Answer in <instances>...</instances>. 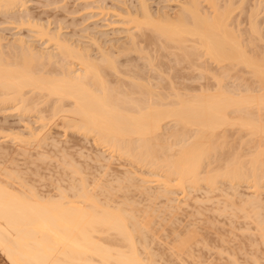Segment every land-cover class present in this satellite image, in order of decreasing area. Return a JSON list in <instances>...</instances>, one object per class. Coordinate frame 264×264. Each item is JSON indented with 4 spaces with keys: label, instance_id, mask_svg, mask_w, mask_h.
<instances>
[{
    "label": "bare ground",
    "instance_id": "bare-ground-1",
    "mask_svg": "<svg viewBox=\"0 0 264 264\" xmlns=\"http://www.w3.org/2000/svg\"><path fill=\"white\" fill-rule=\"evenodd\" d=\"M28 1L30 0H0V15L5 19L9 18V21L14 20L13 23L17 21L16 26H32L35 29L28 26L29 32H33L31 35L37 37L36 39H43L44 46L50 43L48 45L53 49H39L38 46L37 49L32 42L26 41L22 34H18L11 41L7 40L4 45L1 41L4 37L0 34V109L14 108L20 114H25L27 111H33V107H39L43 98L44 101L40 102L42 104L49 99L44 106L45 112L42 108L36 110L37 116L38 111L49 115V121L43 116L44 113H40L37 119L41 122L40 128H29L26 137L20 135V131L18 134L12 131L13 136L8 132L7 136L16 139L15 146L20 143L21 148L17 147L21 149H17L19 153L24 152L23 148L31 141L39 147V143L43 145V142H51L50 132L44 127L53 119L55 124H61L65 130L82 135L86 138L84 140L91 142L96 151L97 147H102L106 155H102L105 153L99 150L92 160V163L98 164L97 174L86 171L89 167L84 172V168H80L81 162L79 167L78 164L75 166V160L74 165L71 164L73 161H66L70 159L68 156V159H64V167L68 166L69 173L75 180L72 181V176L69 177L72 180H69L67 175L64 178L71 182L67 187L64 186L65 188L57 187L56 193L51 196L40 195L35 188H27L18 182L17 169V172L10 171L11 169L3 170L5 176L0 179V253L5 260L9 264H162L166 260L171 262L172 257L174 261L170 264H178L185 256L191 254L196 244L198 248L201 234L195 230L198 225H190L185 219L186 225H181L180 221V225H177V222L172 225L174 222L170 215L175 216V212H178L175 210L179 206L174 205L175 198H172V195L181 193L183 201L179 202H184L186 206V200L191 199H187V196H193V191H204L203 193L208 195L225 185L224 183L227 184V189L219 190L223 193L228 190L224 196L230 195L231 200L238 193L237 188L242 183H246L247 188H250L249 196L241 201L244 203L242 207L235 202L231 205L240 206L239 211L242 213L249 210L247 207L251 208L250 213H245L255 222V230L259 233L257 235L262 237L260 238L264 244L263 213L258 211L261 201H264L260 199L262 196H259L264 187V43H261L262 48L259 47V50L255 43L264 41L256 19L259 10L263 12L264 3L261 4L260 0L257 2V5L261 4L258 5L260 9H257L256 4L252 5L250 25L247 28L249 31L246 29L250 36L245 39L242 33H239L240 30L234 29L231 24L234 21L233 4L245 5L247 0H184L180 3L177 14L170 18L165 15L167 13L160 15L158 12H151L147 0H134L136 3L133 1L135 4L132 6L131 0L129 6L122 0L125 6L121 8L118 5L120 7L117 10L121 12L118 11L120 13L116 15L117 20L120 17V23H126L127 28L132 25L131 29H124L127 33L125 32V41L121 43L122 48L120 43L118 44L121 49L118 48L120 50L117 52L123 53L121 56L125 54L120 62L118 53L115 55L105 48L97 57L92 53V57L84 46L74 45L64 34L62 36L63 32L57 31L60 29L59 24V28L51 32V28L44 27L46 25L33 23L34 20L32 21L29 14L20 15V11L19 15H15L20 8L26 10ZM51 1L54 2L50 0L49 3ZM86 1L88 0H84V4ZM203 1L206 7L205 3L202 5ZM122 2L120 3L123 4ZM87 3L85 8L91 6ZM96 6L102 8V5ZM26 11L28 13V10ZM111 11L113 13L114 10ZM237 26L236 28L239 27ZM133 29H136L135 32ZM137 32H141V38L137 37ZM152 37L160 39L162 44L157 45L158 40ZM142 38L143 42L149 44L156 40V45H153L159 50L165 47V43H173L170 47L175 45L181 51V62L185 63L186 60L189 68L198 72L189 77L204 79L200 90L194 92V88L186 85L177 87L175 79L186 78L181 73L174 75L170 70L173 76H169L167 72L166 78L162 77V73H153L154 70L157 72L156 66L160 62L156 64L157 57H152L153 54L149 57V52L146 53L147 50L143 49L145 47L138 45L140 40L137 39ZM130 52L135 55L133 53V57L131 54L128 56ZM179 54L175 56L176 61ZM134 57L139 60L142 58L144 65L133 63L134 59L136 60ZM213 63L216 65V73L211 76L210 64ZM75 65L78 68L75 69ZM184 67L186 68V65ZM234 67H240V70L249 73L251 81L240 87L241 85L227 80L229 85L232 84V87L227 88L223 86L227 81L224 80V83L222 78L230 74ZM209 75L216 81L217 88L214 86V91L209 88ZM237 76L236 74V78L240 75ZM33 97L35 102L38 98L42 99L34 105ZM44 118L47 123L43 121ZM228 130L230 133L231 130L238 131V136H241L240 132L244 133L247 139L244 136L245 140L242 137L243 140H239L247 144L251 142L252 149L247 153L248 156L245 155V160L241 159L238 153L231 152L225 162L220 164L217 163L220 160L217 154L227 143L226 137L230 135L225 134ZM235 135L234 140L237 139ZM55 144L56 141L54 146L52 145L53 148L56 147ZM38 153L33 162H45L46 153H43L45 156ZM29 155L31 154L25 155V158ZM27 158L28 161L32 160L30 156ZM115 160L121 162L122 167L117 166L120 168L118 171L115 166L118 161ZM60 162L62 163L61 160ZM60 183L63 181H59V185ZM136 189L140 191H134ZM196 193L198 195V192ZM132 195L139 198L133 199ZM230 197L226 200H230ZM224 205L223 212L232 207L227 204L225 209ZM173 209L174 214L171 211ZM174 218L176 221L179 219ZM164 229L169 232L168 234L165 231L164 241L170 240L167 241L166 247H163L161 242V253L167 249L171 256L165 254L169 259L160 263L155 257L160 254V251L156 250L160 245V236L165 238ZM163 255H158L157 258L161 257L163 260ZM191 259L193 260L192 255ZM233 261L230 263L237 264Z\"/></svg>",
    "mask_w": 264,
    "mask_h": 264
},
{
    "label": "rangeland",
    "instance_id": "rangeland-1",
    "mask_svg": "<svg viewBox=\"0 0 264 264\" xmlns=\"http://www.w3.org/2000/svg\"><path fill=\"white\" fill-rule=\"evenodd\" d=\"M49 1L50 0H30V1H28L29 3L27 4L28 8L27 7L25 8L26 10H28V13H27L26 10L24 11V10H22L20 8L21 10L20 9L17 10V12H15L17 14H15V15H19L20 13H21L20 15H22V13H24V15L29 14V17L32 19V21L34 20L33 23L37 22V23H41L42 26L46 25L44 27H46V28L48 27V29L51 28V30H50L51 32H52L53 29L56 31V28L57 27L59 28V26H60V29L57 28L58 29L57 31H59L61 33L63 32L62 36L64 34V37L65 38L67 37V39L69 38L68 39L69 42H71L74 45L77 44V46H80V45H81V47L84 46L83 48L88 49V51L90 52L92 57H93L92 53L94 54V57H97L100 54L101 50H104V48H105V50L107 49V51H109V52L111 50V53H114L115 55L118 53L119 54L118 55L119 58L116 57L115 55L114 56L116 58L120 59V62L125 57L124 56L125 54L123 56H121L123 53H119L117 51H119L122 48V46H123L122 44H123V41H125L124 39H125L126 33H127L126 30L128 28H130V26L132 24L131 25L128 24L130 26L127 28L126 27V25H127L126 23H124V24L120 23V21H119V20H121L120 17L117 20V16L116 15H118V13L121 12L120 10H117V8H119L120 6L122 8L126 4H127V6H129L131 2H132L131 3V6H132L134 2L136 3V1L131 0V2H130V0H127V1L123 0L125 2V5H124V2H122V0H100L101 2H103L102 4H101V2L99 0H93V1L92 0L91 1L88 0V1L85 2V4L88 2L93 7L90 6V7H87V8L84 7V5H85L84 4V0L83 1H81V0H57L56 1V0H54L53 3H52V1L49 3ZM182 1H184V0H147V3H148V6L150 7L151 12H153V13L158 12L160 15L162 13L163 14L167 13L165 15H168L169 18H170L171 16H173V15L175 16L177 14L176 12L179 11L178 8H180V3ZM234 1L235 0H233V2ZM258 1L259 0H255V1L254 0H247V1H245L246 4L244 3L245 5H242L243 3L242 4L239 3V5L235 3L237 8L233 4V6H234V12H233L234 21H233V23L231 22L232 23L231 26L234 29H236V30L238 29V31L240 30L241 32L239 31V33L240 34L242 33L241 35H242L243 38L245 37V39L249 38V36H250V34L247 32V31H249V29H247V28H249V25H250L249 17H251L250 14L252 13V12L250 13V11L252 10V5L256 4L257 9H260V7H258V5H261V4L264 3V0H262L263 2L260 0L259 2L261 4L257 5ZM92 2H94V3H92ZM95 2H97V3H95ZM120 2H122L123 4H121ZM253 2H254V4H253ZM204 3L205 2L203 1L202 5ZM250 3H252V4H250ZM106 4H107V6H106ZM62 5H64V6H62ZM82 5H83V8H82ZM96 5H102V8H101V6L98 8V6H96ZM110 5L113 6V7H111ZM116 5H117V7L115 8ZM118 5H120V6H118ZM240 5H242L241 8H240ZM76 6H78V7H76ZM204 6L206 7V3H205ZM106 7L107 8L109 7V8L107 9ZM66 8L68 9V11L72 10V9H74L75 11L72 10V12L69 11V13H68V11L66 12V10H67ZM103 9H104V11H103ZM156 9H159V10L157 11ZM177 9H178V11H177ZM107 10H109V11H107ZM111 10H114L113 13H112ZM116 10H117V12H116ZM161 10H162V12H160ZM106 11H107V13H106ZM118 11H120V12H118ZM262 11L263 12H261V9L259 10V13H258L259 15L257 14L256 19H257V25H259L258 29L260 28L259 31L264 36V10H263V8H262ZM18 12H20V13H18ZM29 12L31 13V15H30ZM172 18H174V17H172ZM237 18H239V19H237ZM4 19H5V17L0 15V34L2 35V37H4V40H1L4 45H5L6 42L11 41L18 34L19 35L22 34L26 41L28 40V42H32L35 45V47L38 46L39 49L40 48L42 49V47H43V49H47V48L49 50L53 49L51 46L48 45L50 43L46 42L47 44H45V46H44L43 39H40V38L36 39L37 37L34 38L31 35V34H33V32H31V31L29 32V27L33 28L32 26H29V25L26 26L24 24H22L21 26H16L15 22H17V21H15L13 23L14 20H11L12 21V23H11V21H9V18L6 17V19L5 20ZM36 20H38V21H36ZM113 21H114V23L111 24V22H113ZM115 22H117L119 24H117ZM247 22H248V24H247ZM109 23H110V25H109ZM58 24H59V26H58ZM237 24H238L239 27L237 26ZM17 25H19V24H17ZM236 26L238 28H236ZM86 28L88 30H86ZM239 28H242L243 30L239 29ZM33 29H35V28H33ZM124 29H126V30H124ZM246 29H247V31H246ZM133 30L132 31L135 32L136 29H133ZM101 33H103V34H101ZM137 33H139V34H136L137 37L141 38L142 37L141 36V32H137ZM152 38H155V37H152ZM155 39L158 40V38H155ZM74 40H76V42H74ZM137 40H140V42L137 41V42L140 43L138 45H142V47H145L143 49H145V51L147 50L146 53L149 52V57L152 54H153L152 57L153 56L157 57L156 64L160 62L159 64H157L158 66H156L157 69H158L157 72H155V70H154L153 73H158V72H159L158 74L162 73V75L163 74L164 75L163 76L161 75V76L165 77V78L169 74H171L172 72H173L174 75H180V73H181V75L185 76L186 78H180L179 80L175 79L176 83L178 82V84L175 83V85H177V87L181 88L182 85L183 86L186 85V86H188L190 88H194V92H198V90H200L199 88L204 83V79H202L203 80L202 81V80H200L202 77H197V78H190L189 77L193 73L196 74L198 72L196 70H193V68L190 69L189 66L186 63V60H184L186 64L182 63L183 61L181 62L182 58L181 59L179 58V56L181 55L179 53H181V51H179V49L175 45L173 47H170L173 43L172 44L165 43V45H164L165 47L162 48V50H159V48L155 46L156 45V40H154V39H152V41L154 40L153 43H150V44L147 43L146 41L143 42L144 38L137 39ZM262 41H263V39H262ZM78 42H82L83 45L80 44V43L78 44ZM157 42L159 43L157 45L162 44L160 39ZM89 43H90V46H88ZM255 43L257 44L256 46H258V50H259L260 49L259 47L262 48L261 45L264 43V41L261 42V40H260V41H258V43H257V41H255ZM255 43H254V45H255ZM114 44H116V45H114ZM118 44L121 46V48H120V46ZM153 44H155V45H153ZM46 45H48V46H46ZM143 45H145V46H143ZM254 45H253V47H254ZM114 46H117V47L114 48ZM153 46H154V48H153ZM38 47H37V49H38ZM111 47H113V48H111ZM139 47H141V46H139ZM118 48H120V49L118 50ZM155 48H157L158 50H155ZM96 50H97L98 53L95 52ZM133 53L134 52H132V54H131V52H130L128 54V56L131 54L130 56L133 57ZM167 53H168V55H167ZM169 54H170V56H169ZM172 54H174V56ZM176 54H179V55H177V61L175 59L176 58L175 57ZM11 55H12V53H11ZM134 55H135V53H134ZM162 55H163V57H162ZM158 56L162 57L163 59L162 58H158ZM180 57H182V56H180ZM134 58H136V57H134ZM140 60H139V58H136V60L134 59L133 63H136V62L138 64L142 63L140 65L143 66L144 65L143 61L144 60L142 59L141 60L142 62ZM162 61H163V63H162ZM168 64H170V66ZM171 64H172V66H171ZM185 65H186V68L184 67ZM174 66H177V68H175ZM73 67L75 69L78 68L77 65H75ZM183 67L185 68V70H184ZM210 67H211V69L209 71L210 72L209 74L212 76L213 74L216 73V68H215L216 65L213 63V65L210 64ZM160 68H161V70H160ZM239 68L240 67H234L233 69H231L230 74H227L226 76H224L222 78L223 79L222 81L224 82V80H225V82H226L227 80H229L230 82H232L234 84H237L238 86L241 85L240 87H242V85H244V84L249 83L251 81V79H250L251 77H249L250 75H248L249 73H247L246 71L244 72V71L240 70ZM186 69H188V70H186ZM165 70H166V72H165ZM170 70H171V73H170ZM165 73H167L168 75L165 74ZM173 74H171V75L173 76ZM236 74L238 76L240 75L239 76L240 79H238L239 78L238 76H237L238 78L235 77ZM211 76H210V80H209V88H210L211 91H214L215 87L217 88V86L215 84L216 83L215 79L213 80V77H211ZM183 79H185V80H183ZM198 80H200V81H198ZM229 81H227L225 85H223L225 82L224 83L221 82V84L223 86L227 87V88H229V86L232 87V84L229 85ZM253 87H255V86H253ZM253 91H255V89ZM41 99L42 98H38V100H41ZM35 100H36L35 98L32 100V101H34V103H32L34 105L36 103H38V100L36 102H35ZM43 101H44V98H43ZM40 102H39V107L37 106L38 104L36 106H37L38 110H40L42 108V110L44 111V109L46 108V107L44 108V106L46 105L47 100L45 101V104L44 103L42 104ZM48 102H49V99H48ZM32 107H33V105H32ZM34 108L35 107L32 108L33 111H30V112L27 111V112H25V114H20L14 108H5V109L3 108V110L0 109V179L1 178L4 179L3 175L5 176V174H4L5 172H3V170L4 171L5 170L8 171V169H11L10 171H13V172L14 171L15 172L18 171L17 172V174L19 175V179H17L18 182H21L27 188H32V189L35 188L37 190V191L36 190L35 191L39 192L40 195L41 194H44V195L47 194L46 196H51V195H53L52 193H54V194L56 193V191H57L56 188L57 187H59L61 189H62V187L65 188L64 186L67 187V184L69 182H71L69 180H72V179H73L72 181L75 180L73 178V175L69 173V170L67 168L68 166L67 167L65 166L66 169H64L65 168L64 167V163L66 165L65 160L68 159V156H69L70 159H68L66 161H69V160H71L69 162L73 161L71 164L75 163V161H76L75 166H76V164L79 165V162H81L80 165L81 164L82 165H81V167L79 165V167L80 168H84V172L89 167V169L86 170V171H88V172L90 171V173H96L97 174V172L99 171L98 170V166H97L98 164L95 163V162L92 163V160L94 159L95 155L97 153H99V150H100V152L102 151L103 153H105V154H102V155H106V152L103 151L102 147L100 149L97 147V151H96V149H94V147L91 144V142H89L88 140L87 141L84 140L86 138H84L82 135L80 136L79 134H76L75 132L71 133L69 130H65V128H63V126L61 124H58V125L55 124L54 123L55 121L53 122V119H50V122L47 123L49 121V118H47V117H49V115L47 114L48 116H46V114L44 113L45 111L44 112L38 111V113H39L38 116H40V113L41 114L44 113L43 116H46L48 121L45 118L43 119V121L45 120V122L47 123V126H45L44 128L48 132H50L49 133V137H52V139L51 138L50 139H51V142H53V144H51L50 140L48 142L46 140L47 143L43 142L44 143L43 145H42V143L41 144L39 143L38 145H41L42 147L41 146L38 147V146H36L37 145V143H36L37 141L36 142L34 141L36 143V145H34L32 143V141L30 140L31 142L30 143L28 142L26 144V145H28L29 148L26 147V145L23 148V150H25L24 151L25 153L28 152L29 154H31L29 156H30V158H32V160H29V161H28L29 158H27L29 156H26V158H25V155H27L28 153L24 154L23 151H22V153L21 152L19 153V151H17V149L21 151L20 143H18L19 144L18 146H15V145H17V143L16 144L14 143L15 142L14 140H16V139L14 137H13L14 139L13 138L11 139V137L7 136V134L11 133L12 131L14 132V134H15V132H17V134H18V132L20 131L21 132L20 135H22L24 137L25 134L26 135L28 134L29 128H31V127L33 129H35L36 127L40 128V123L41 122L39 120H37L38 119L37 111H36L37 108L36 109H34ZM51 124H53V125H51ZM49 125H51V126H49ZM47 127H49V129ZM228 131L229 132H226V134H225L226 136L230 135V136H228L229 138L226 137L227 143L225 144V147L223 145V148H221V151L219 152V153H221V155L219 153L217 154V157H219L220 160H221V161L218 160L217 163H220V164H223L225 162L226 158L231 154V152L232 153L235 152V154L238 153V155H241V159L245 160V158H247V157H245V155L248 156L247 153H249L251 151V149H252L251 142L249 144H247L244 141L240 142L239 138L240 139H242V138L244 139V136H246L244 133L240 132L241 136H238V134H237L238 131L231 130V133H230V130H228ZM12 133H11V135H12ZM227 133H230V134H227ZM26 135H25V137H26ZM234 135L237 136L236 140H234L236 138V137H233ZM231 136H232V138H230ZM53 139L56 141V144H55L56 147H54V148H53V146H54L55 141H53ZM245 139H247V136L245 137ZM17 141H19V139H17ZM235 141H236V143H235ZM242 143H244V144H242ZM30 144H32V145H30ZM17 147H20V148H17ZM80 147H82V148H80ZM249 147H251V148H249ZM2 149H3V151H2ZM35 149L38 150V151H35ZM14 150H16L17 152L14 151ZM79 151H81V152H79ZM38 152H41V153H38ZM243 152H245L246 154L243 153ZM33 153H35V154H33ZM37 153L39 155L40 154L44 155L43 153H46V156H47L45 158L46 161L44 162V160L41 158V160H43V161H38L36 159L37 161L33 162L35 157L37 158V155H36ZM23 154H24V156H23ZM64 154L67 157H65ZM42 155H40V156H42ZM40 156H39V158H40ZM59 156L61 158H59ZM62 156H64V158ZM221 157H222V159L223 158L224 159L222 160ZM58 159H60L62 161V163L60 162V160L58 161ZM84 159H85V161H83ZM87 159H88V161H87ZM115 161H118V160H115ZM114 163L116 164V162H114ZM34 164H35V166H34ZM56 164H57V168H56ZM60 164H61V166H60ZM84 164H87L88 166L84 165ZM120 164H121V162L118 161L117 164L115 165L116 168H117V166L121 168L122 166ZM78 165H77V167H78ZM37 166H39V167H37ZM13 167L15 168V170H12V169H14ZM4 168H7V169H4ZM60 168L61 169L63 168L65 171L63 169L61 170ZM120 168H117V171ZM16 169H17V171H16ZM58 172L61 173V174L59 175ZM67 175H68V178L70 176H72L71 177L72 179L69 178V180H68V178L67 179L64 178ZM57 179H58V184H56L57 183ZM59 181H61V182L63 181V183H65L64 181H67V182L65 184L60 183V185H59ZM16 183L17 182H15V184ZM224 184L225 185L220 186L221 189L223 188L222 189L223 191L227 189V184L226 183H224ZM55 185H56V187H55ZM224 187H226V188L224 189ZM220 188L216 189L215 190L216 192L213 191L211 193H208V195L203 193L204 191L203 192H201L200 190L199 191H195V192L193 191V193H194L193 196L194 197L192 195L191 196L188 195V196H190L188 198V196H187V199H190V198L191 199L188 200V201L186 200V206H185L184 202L180 203L181 201H183V198L181 197L182 196L181 193H180L181 196L179 195V193L172 195V198H175L174 199L175 202L173 201L175 203L174 205H179L178 206L179 209L175 208L176 209L175 211H178V212H175L174 209L171 210V211H173L172 214H174V212H175V216L170 215V216H172V222H174V223H172V225L173 224L175 225L176 222H177V225H180L179 221H180L181 225H184L186 223L185 220H187L190 225H192V223H193V225H195V226H197V225L200 226L199 228H198V226L197 227L194 226V227L196 228L195 230H197V232L199 234H201V237L198 239L199 243H200V244L198 243V248L200 250L199 251L197 250L198 248H196V246H197V244H196V246L194 248L195 251L193 249L189 256L187 255V256H185V258H184V256L181 257V260L183 258H184V260H182V262H180V263H178V262L177 263L178 264H181V263L182 264H185V263L186 264H194V262H195V264H197V262H198V264H216V263L217 264H231L232 263L231 260L233 261L234 259H236V261L234 260L233 262H235L237 264H264V244L262 243V240H261L262 237L257 235L259 233H258L257 230H255L256 229L255 222L252 220L251 217H249L248 213H245V212H249L250 213L251 208L247 207V209H249V210H245L244 213L239 211L240 210L239 207L243 203V202L241 203V201L244 200L243 198H246L247 196H249V194H250L249 192H251L250 188H247V184L246 183H244V185L242 183L241 186H239L237 188L238 189V191H237L238 193L235 196H233L232 200H231L230 195H225L226 197L224 196V194H226L229 191L227 190V192L225 191L226 193L225 192L223 193L222 190H219ZM137 190H139V189H136L134 191L137 192ZM261 191H262V193H260L259 196L261 195L262 197L260 196L261 198L260 197L259 198L261 200H264V187L261 189ZM196 192H198V195H197ZM48 193L50 195H48ZM133 193H135V192H133ZM191 194H192V192H191ZM136 195H137V193H136ZM136 195H135V197L139 198ZM196 196H197V198H196ZM205 196H208L209 198L205 197ZM135 197H133V195H132L133 199H135ZM229 197H230V200L229 199L226 200V198H229ZM179 200H180V202H179ZM195 200H196V202L194 203ZM161 201H162V199H161ZM190 201H192V202H190ZM177 202H178V204H177ZM197 202H198V204H197ZM234 202L236 204H238V205L240 204V206H237L235 204L231 205V203H234ZM157 203L159 204L160 202H157ZM262 203L264 204V201L263 202L261 201V205H259V207H258V208L262 209V211H260V209H258V211H259V213L261 212L260 214L263 213V215H262L263 219L262 220L264 222V206H263ZM183 204H184V207H182ZM224 204L225 205H227V204L229 205L230 204V206H232L231 209H226ZM180 205H181V207H180ZM222 205H224V208L226 209V212H223ZM163 206H164V204H163ZM261 206H262V208H261ZM217 207H219V208H217ZM226 207H228V206H226ZM160 208L162 209V207H160ZM181 208H182V210H181ZM236 208L238 209L237 210L238 212L236 211ZM199 209H200V211H199ZM171 211H170V213H171ZM184 211H187V212H184ZM192 212H193V214H191ZM187 213H189L190 215L187 214ZM229 214H233V215L235 214V215L231 216ZM184 215H186V216H184ZM180 216L183 217V218H181ZM174 217H177L176 219H178V218L179 219L176 221ZM187 217L188 218L190 217L193 222L191 220H189L190 218L188 219ZM183 221H185V222H183ZM190 221H191V223H190ZM164 222L166 223V221H164ZM189 224H188V226H189ZM263 225H264V223H263ZM165 231L166 230L164 229V232ZM166 232H168V231H166ZM166 232L164 234L165 238L163 237V235L160 236L161 239L159 238V242H160L159 243L160 245H158L159 248L161 246V242L163 243V247L164 246L166 247L167 241L170 240L169 238H167L169 240L164 241L166 239ZM202 233H205V234L202 235ZM168 234H169V232H168ZM204 237H205V239H204ZM162 238H164V239H162ZM201 238L204 239V240H201ZM155 245H156L155 247H157V244H155ZM163 247L160 248V250H159V248H157L156 252L160 251V252H158L160 254H157V256L155 255L156 256L155 258L157 260L159 259L160 263L162 261L164 262L165 259H169V258H167L168 256H166L167 253L169 255L171 254V252L169 250L167 251V249H165L166 253L165 252L161 253ZM193 252H195V253L192 254ZM161 254L162 255L164 254L163 255V260H162L161 257H160L161 259L157 258L158 255L161 256ZM191 255H192V258H193L194 261L191 259ZM188 257H190V258H188ZM173 259L171 257V262H172ZM185 260H186V262L184 263ZM171 262H170V260L169 261L166 260V262H164L162 264H165V263L166 264H170ZM227 262H229V263H227ZM0 264H9L8 261L5 260L4 256L1 253H0Z\"/></svg>",
    "mask_w": 264,
    "mask_h": 264
}]
</instances>
